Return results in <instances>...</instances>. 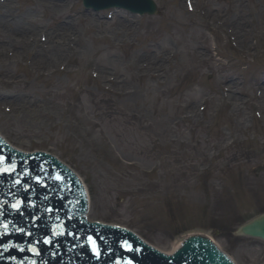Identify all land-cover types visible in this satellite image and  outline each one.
<instances>
[{
  "label": "rangeland",
  "instance_id": "1",
  "mask_svg": "<svg viewBox=\"0 0 264 264\" xmlns=\"http://www.w3.org/2000/svg\"><path fill=\"white\" fill-rule=\"evenodd\" d=\"M6 1L24 9L20 29L34 26L49 49L58 17L87 12L81 0H52L61 6L51 14L47 0ZM155 2V15L88 11L103 22L71 24L63 36L75 53L59 56L54 74L26 67L30 58L7 44L0 130L72 164L91 189L93 218L127 224L162 247L207 230L239 264H259L264 242L239 228L264 213V0H191L194 11L185 0ZM233 16L248 21L247 35L233 29ZM150 60L164 65L156 82L137 69ZM119 78L140 93L118 94Z\"/></svg>",
  "mask_w": 264,
  "mask_h": 264
},
{
  "label": "bare ground",
  "instance_id": "2",
  "mask_svg": "<svg viewBox=\"0 0 264 264\" xmlns=\"http://www.w3.org/2000/svg\"><path fill=\"white\" fill-rule=\"evenodd\" d=\"M18 1H22V0H18ZM55 1L47 0V2L49 4H48L46 10L44 11L46 14L53 13L57 5L61 6V4H59V2L57 3ZM120 4L121 5H118V6L122 7L123 2H120ZM22 9L23 8H20V9L17 8V6H15L10 1L0 3V71H3V68L6 65H11L13 62V60H11V57L9 58V56L4 55V52H5V49L7 48V46H6L7 44L12 47L13 43H14V44H16V46L19 47L18 52H21L23 50L22 53L15 54V57L20 56L23 59H29L30 58L31 62L26 61V65H25L26 67L31 66L33 69H36L37 71H42V68H44V69H47L48 72L54 74L57 71L56 59L59 56H61V57L69 56L70 53L71 54L75 53L73 48L70 49L69 47L66 46L67 38H65L63 36V35L66 36V30L67 29L70 31L71 26H72L71 24L77 20L79 23H82L84 20H86V22H92V21L103 22V20H99L97 17L94 16L96 19L95 20L93 17L88 15L89 12H85L86 14H83L82 12H80L77 14V17H74L72 19L67 18V14L61 15V17H58L56 19V21L54 22V24L50 26L51 28L48 29L49 32L47 31L48 39L50 41V46L52 43V48L49 49V46H47V48H45L43 46V44H41L39 42L38 36H36V37L34 36L36 33L32 32V30H31L34 26L27 28V26L25 27L23 25L20 29L19 24H21V22L24 20L23 18L25 17V15L23 14L24 9L23 10ZM21 10L23 13H20ZM72 11H75V9H73ZM34 13H38V12L35 11V9H32L31 12L29 14H26V15L28 16V15L34 14ZM235 17L236 16H233V19H234L233 21H235V22H233V29H235L240 34L242 32V34L245 33V35H247L248 33L245 32V30H244V26H243L244 23L243 22H246L245 24H247L248 21L246 19H245L246 20L245 21L243 18L235 19ZM12 18L14 19V22H10V19H12ZM117 19H119L118 16L116 17L115 21ZM14 25H17V31H19V33L20 32H22V33L13 39L12 36H10L9 34H7L5 32L4 28H10L11 26L14 27ZM71 32H72V34L76 33V25L73 28V31H71ZM248 32H249V30H248ZM72 34H71V36H70V34L67 36L71 40L73 38ZM52 38H55V39L53 40ZM69 43H71V42H69V39H68V44ZM110 43H111V41H110ZM64 50H65V52H64ZM148 52H150V51H148ZM161 55H162V53H159L156 56V61H158V60L162 61ZM148 62L149 63H146L144 65H139L137 67V69H138V71H142L141 74L145 78L152 79L156 82L161 77L160 76L161 74H159V69H163L164 65L162 63H160V65H157L154 62H152V60H150ZM155 68H158V69H155ZM4 81L5 80L3 79L2 82H4ZM120 81L123 84H120ZM119 85H120V86H118L119 89L116 92L118 94H120L121 96L124 95L125 97H127V96H132V95H138V93H140L138 90H133L132 88H128L126 86L127 81L121 80V78H119ZM132 90H133V92L130 93ZM263 96H264V92H263ZM227 97L231 98L232 95H227ZM199 232L205 236H211L210 234H208L210 232L207 233V232H204L201 230H199ZM214 237L215 236L213 235L212 239L214 241H216L214 239ZM174 245H175V242H172L170 245H168V247H162V246L161 247L154 246V247L160 249L164 253H169V251L175 250Z\"/></svg>",
  "mask_w": 264,
  "mask_h": 264
},
{
  "label": "water",
  "instance_id": "3",
  "mask_svg": "<svg viewBox=\"0 0 264 264\" xmlns=\"http://www.w3.org/2000/svg\"><path fill=\"white\" fill-rule=\"evenodd\" d=\"M32 149H33V148H32ZM254 223H255L254 225H256L255 227H257V228H261L262 226H264V218H263V219H260V220H256ZM197 231H198V232L188 233V234L185 236V238H184V236H183L182 238L178 239V240L175 242V245H174L175 250H174V251H169V253H165V254H168V255L173 254V253H174V252L180 247L181 242H182L184 239H187L188 237H191V236H194V235H202V236H205V235L201 234V233L199 232V230H197ZM206 237H210V238L212 239L211 236H206ZM212 240H213V239H212ZM213 241H214V240H213ZM260 263H262V262H260Z\"/></svg>",
  "mask_w": 264,
  "mask_h": 264
},
{
  "label": "snow or ice",
  "instance_id": "4",
  "mask_svg": "<svg viewBox=\"0 0 264 264\" xmlns=\"http://www.w3.org/2000/svg\"><path fill=\"white\" fill-rule=\"evenodd\" d=\"M7 227V226H5ZM46 243H50V241H45ZM93 243H95V241H93ZM126 247H128L131 250V245L130 244H126ZM23 249H21L22 251ZM97 255H99V252L97 251Z\"/></svg>",
  "mask_w": 264,
  "mask_h": 264
}]
</instances>
